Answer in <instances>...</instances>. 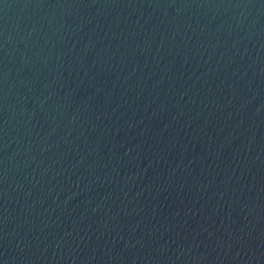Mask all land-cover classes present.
Segmentation results:
<instances>
[{
	"label": "water",
	"instance_id": "water-1",
	"mask_svg": "<svg viewBox=\"0 0 264 264\" xmlns=\"http://www.w3.org/2000/svg\"><path fill=\"white\" fill-rule=\"evenodd\" d=\"M0 264H264V0H0Z\"/></svg>",
	"mask_w": 264,
	"mask_h": 264
}]
</instances>
